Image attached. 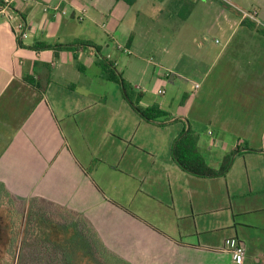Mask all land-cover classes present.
<instances>
[{
	"label": "crops",
	"instance_id": "0c3cea01",
	"mask_svg": "<svg viewBox=\"0 0 264 264\" xmlns=\"http://www.w3.org/2000/svg\"><path fill=\"white\" fill-rule=\"evenodd\" d=\"M164 2L173 9L172 20H179L173 23L170 57H165L171 72L159 76L153 69L140 86L122 77L131 62L125 57L138 47L136 32L121 25L135 13L140 33L151 32L134 9L140 0L133 5L16 0L12 19L0 15V185L37 219L45 218L53 228L67 226L90 250L95 239L128 264H190L178 250L228 255L227 243L216 250L201 239L219 229H231L245 250L244 235L264 233V33L244 27L240 18L222 43L214 40L212 54L191 38L200 57L208 58L200 70L194 52L187 50L186 63L179 65L174 43L183 54L192 4L199 0ZM186 3L190 7L183 12ZM18 23L26 27L25 38L16 32ZM79 42L100 51L33 48ZM100 57L142 95L139 107L158 106L167 113L159 122L177 121L160 126L143 120L120 85L107 79ZM195 70L198 82L191 86ZM167 89L172 91L169 100ZM202 122L209 126L207 133L192 126ZM186 128L209 168L223 169L230 162L224 175L198 176L174 162V142ZM235 195L249 198L239 212ZM65 216L73 220L66 223ZM236 217L241 221L237 226ZM32 229L34 241L47 233L35 225ZM254 241L262 249L264 237Z\"/></svg>",
	"mask_w": 264,
	"mask_h": 264
},
{
	"label": "rangeland",
	"instance_id": "374dc122",
	"mask_svg": "<svg viewBox=\"0 0 264 264\" xmlns=\"http://www.w3.org/2000/svg\"><path fill=\"white\" fill-rule=\"evenodd\" d=\"M200 2H204L207 6H202ZM211 4H208L210 3ZM189 5L191 1H188ZM87 4V3H86ZM187 3L184 5L183 12H186L188 7ZM194 8V13L192 15V20L190 22L191 27L186 33L187 37H184L182 44H185L187 48L179 51L177 43H174V47L177 49L178 64H185L187 61L186 50L191 55L194 52V65L195 68L201 69L205 64H207V59L200 57L201 49L197 48V44L191 42V38H195L196 42L202 43L205 48L212 49L210 53H213V47H215L214 40L221 42L226 34L232 32L237 26L238 20L246 19L259 25V29L262 31L259 33H264V0H199L198 4H192ZM204 7V8H202ZM140 15L144 20L151 25L147 27L151 32L140 33L141 31V20H137L135 13L130 15V18H126L121 25L128 29L134 30L136 32L135 42L138 49H133L131 55L125 57L129 59L130 64L128 69L124 70L122 74L123 78H133L131 81L133 84H143L149 80L152 70L155 69L156 75L159 76L164 72H171L170 64L165 61V57H170L172 51V43L170 37L173 33V23L179 21L174 17L172 20L173 9L168 6L164 0H140L139 6H137ZM135 12V10L133 11ZM146 26V25H145ZM172 26V27H171ZM244 26V25H243ZM221 29H220V28ZM248 28L247 26H244ZM207 38L206 42H202V38ZM100 37V41H101ZM117 41L123 44L124 40L122 37H117ZM189 41V42H188ZM188 42V43H187ZM109 48H111L112 43H109ZM174 49V48H173ZM181 56V58H180ZM124 57V55H122ZM163 58V61H162ZM226 62V61H225ZM158 64V66L156 65ZM121 65L118 70H121ZM146 70V74L142 75V70ZM128 70V71H127ZM186 73V68H184ZM128 72V73H127ZM198 71L189 77L188 84L193 86L197 80ZM142 80V81H139ZM140 86V85H139ZM160 88L156 84V89ZM172 91L167 89L165 95L166 99H170ZM175 107V105H173ZM193 128L197 130L198 133H207L208 124L207 123H195L192 124ZM214 133H217L216 129L213 128ZM240 146L243 147L245 142H239ZM106 190V187H104ZM107 191V190H106ZM249 198L247 197H235L233 198V206L235 212H239V208H245L248 205ZM0 207V256H4L3 253L6 251L7 243L9 242V237H15L14 242V252L11 254L13 258L16 257V264H43L40 259L46 264H100L97 262L91 250L86 246V242L79 237L73 230L69 229L67 226L51 227L49 222L43 217H38V221H35V226L38 228V232L45 233V239L42 237L43 234L38 235V241L30 238V235L26 233V215L27 210H25V223L22 233L18 235L10 236L6 233V222L8 220V213L10 212V207L6 208ZM236 226L239 224L240 217L235 218ZM8 229V228H7ZM48 230V231H47ZM238 233L240 230H238ZM240 234H243L240 232ZM18 236V238H17ZM234 237V232L231 229H219L212 233L204 234L201 236L203 242H208L211 246L217 248L216 250H223L224 244L226 245L227 240ZM243 239L246 243V254L237 263L231 261L230 255H224L223 252L214 253L207 251H197V250H178L180 256H184L185 259L190 264H264V241L262 249H258L255 241L258 237H264L262 235L256 236L253 233L244 235ZM251 236V237H250ZM36 237V236H35ZM225 242V243H224ZM46 245V249L42 246ZM34 247H37L35 249ZM40 247V248H38ZM65 252L63 254L62 252ZM14 254V255H13ZM62 254V255H61ZM44 258V259H43ZM14 264V263H13Z\"/></svg>",
	"mask_w": 264,
	"mask_h": 264
},
{
	"label": "trees",
	"instance_id": "16d2710c",
	"mask_svg": "<svg viewBox=\"0 0 264 264\" xmlns=\"http://www.w3.org/2000/svg\"><path fill=\"white\" fill-rule=\"evenodd\" d=\"M128 5H133L137 0H120ZM241 24L244 26H247L249 29L256 30L257 32H261L262 30L259 29L256 25V23H253L251 21H247L246 19H241ZM84 47H93L95 51L99 53L100 47L93 45L89 42H79L77 45H60V46H49L47 44L40 43L39 45L33 47L35 49H55V50H62V49H79ZM100 66L104 73L107 75V79L109 81L115 82L116 84L120 85L123 96L129 101L131 104L133 110L146 122L165 126L167 124H171L173 122H176L177 119L172 121H167L166 123L159 122L160 119H165L167 117V113L163 110H161L158 106H150L147 108H141L139 107L138 103L142 98V95L140 93H137L133 90L131 85L126 83L122 78L121 75L116 72V70L113 69L112 63H110L107 59L100 57L99 58ZM26 81L29 83H32V81L28 78H26ZM249 150V149H246ZM244 150H236L234 153H239ZM251 151V150H249ZM263 156V165H264V151L260 152ZM172 157L174 162L184 171L198 175V176H208V177H216L220 175H224L226 171L228 170L230 162L226 164V166L223 169L214 170L209 168L202 156L199 154L197 148H196V138L191 134L190 129L186 128L182 131V134L176 139L173 145L172 150ZM6 208V206L10 207V212L8 213V220L6 222V233L10 236L18 235V233H22L21 230L24 227L25 223V210H27V205L25 202L18 201L12 196H10L4 187L0 185V207ZM26 224L25 229L26 233L30 235V231H33L34 223L35 221H38L36 217L33 216L31 212L28 210L26 211ZM64 221L67 223L69 220L68 216L63 217ZM55 224H59V221L55 220ZM54 223V222H53ZM8 228V229H7ZM84 237L86 236L88 238V235L85 233H82ZM39 235V234H38ZM36 235V237L38 236ZM17 236V238H18ZM32 235H30L31 237ZM45 238V235L42 236ZM9 242L6 246V251L4 256H0V264H16L14 261H16V257H11V254L15 251L14 248V242L15 237H9ZM91 242V241H90ZM99 242V241H98ZM46 246V245H44ZM92 252L94 259L99 262L100 264H128L124 262V260L120 259L118 256L110 253L106 249L102 247L101 244L97 243L95 239H93L92 243ZM42 248H44L42 246ZM65 254V252H62ZM1 254V251H0ZM62 255V254H61ZM44 259V258H43ZM43 264H46L43 262L42 259H40Z\"/></svg>",
	"mask_w": 264,
	"mask_h": 264
},
{
	"label": "built area",
	"instance_id": "2783aa9c",
	"mask_svg": "<svg viewBox=\"0 0 264 264\" xmlns=\"http://www.w3.org/2000/svg\"><path fill=\"white\" fill-rule=\"evenodd\" d=\"M16 0H1L0 2V15L6 16L8 19L13 18V12H12V3ZM23 2L30 1V0H20ZM84 13V12H83ZM82 13V14H83ZM78 20H82V16L78 17ZM16 32L19 35V38H25L28 33L26 30V27L23 23H18L15 27ZM226 250L230 255L231 261L234 263L239 262L246 254L245 246L242 242H240L236 238H231L227 240Z\"/></svg>",
	"mask_w": 264,
	"mask_h": 264
}]
</instances>
